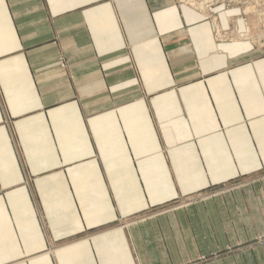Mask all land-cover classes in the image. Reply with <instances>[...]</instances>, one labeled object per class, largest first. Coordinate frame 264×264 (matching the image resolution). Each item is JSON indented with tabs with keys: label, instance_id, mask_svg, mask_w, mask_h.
Here are the masks:
<instances>
[{
	"label": "crops",
	"instance_id": "1",
	"mask_svg": "<svg viewBox=\"0 0 264 264\" xmlns=\"http://www.w3.org/2000/svg\"><path fill=\"white\" fill-rule=\"evenodd\" d=\"M182 11L0 0V264H153L136 237L78 241L114 221L115 188L178 180L182 150L200 167L264 151V56L227 57ZM214 16L241 29L236 8Z\"/></svg>",
	"mask_w": 264,
	"mask_h": 264
},
{
	"label": "rangeland",
	"instance_id": "2",
	"mask_svg": "<svg viewBox=\"0 0 264 264\" xmlns=\"http://www.w3.org/2000/svg\"><path fill=\"white\" fill-rule=\"evenodd\" d=\"M209 1L177 0L184 14L210 20L212 39L227 57H263L264 0ZM224 8L239 10L241 29L218 26L214 15ZM251 15L255 21L248 20ZM240 47L251 53H239ZM183 151L178 180L127 182L124 192L115 188L128 196L114 198V221L78 241L107 233L136 237L138 248L154 255L153 264H264V151H255L252 159L250 151H222L202 167L186 163Z\"/></svg>",
	"mask_w": 264,
	"mask_h": 264
},
{
	"label": "built area",
	"instance_id": "3",
	"mask_svg": "<svg viewBox=\"0 0 264 264\" xmlns=\"http://www.w3.org/2000/svg\"><path fill=\"white\" fill-rule=\"evenodd\" d=\"M207 1H209V0H207ZM221 1H228V3H235L236 1L235 0H221ZM193 2V1H192ZM210 2V1H209ZM194 3V2H193ZM208 4V3H207ZM209 5V4H208ZM209 7V6H208Z\"/></svg>",
	"mask_w": 264,
	"mask_h": 264
}]
</instances>
